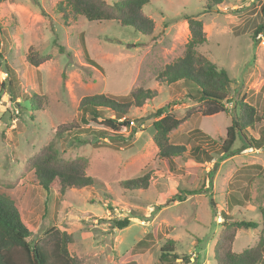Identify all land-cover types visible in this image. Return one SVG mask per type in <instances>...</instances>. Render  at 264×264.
I'll return each instance as SVG.
<instances>
[{"label": "rangeland", "instance_id": "1", "mask_svg": "<svg viewBox=\"0 0 264 264\" xmlns=\"http://www.w3.org/2000/svg\"><path fill=\"white\" fill-rule=\"evenodd\" d=\"M64 2L0 4V194L14 197L32 243L48 239L55 229L70 234L68 251L79 264H177L160 260L168 241L192 263L217 264L214 247L225 229L222 212L260 222L264 208V146L214 166L236 111L237 94L263 117L247 130L248 137L259 138L264 125V36L253 39L263 22L264 0H226L212 11L205 10L203 0H150L144 12L155 21L151 36L118 21L90 22L70 15L65 22L59 10ZM188 15L204 22L208 40L197 53L231 78L227 110L214 116L202 114L197 89L181 81L162 84L158 77L166 65L184 56ZM29 54L46 60L34 67ZM138 88L155 90L156 97L130 111L133 122L120 134L97 139L75 132L56 139L61 126L79 121L85 97H125ZM34 95L41 104L38 110L30 102ZM161 108L164 115L178 118L193 109L192 117L170 135L173 144L187 149L173 163L159 157L153 141L154 114ZM104 114L112 117L109 111ZM90 126L101 128L94 122ZM195 130L211 140L197 139ZM51 144L64 161L86 160L94 185L64 194L39 187L29 161ZM198 144L203 150L195 160L191 153ZM241 146L239 141L236 148ZM146 173L151 175L147 190L122 186ZM185 190L201 191L183 201L172 199ZM229 198L235 203L231 212ZM125 218L130 225L116 228L114 221ZM148 234L150 248L136 250ZM262 235V226L238 230L233 251L255 248Z\"/></svg>", "mask_w": 264, "mask_h": 264}, {"label": "trees", "instance_id": "2", "mask_svg": "<svg viewBox=\"0 0 264 264\" xmlns=\"http://www.w3.org/2000/svg\"><path fill=\"white\" fill-rule=\"evenodd\" d=\"M6 0H0V4ZM205 10L212 11L221 6L226 0H203ZM150 0H119L110 4L106 0H66L60 3L59 10L63 14L64 21L69 16H82L90 22L118 21L121 26H132L137 32L145 36H151L155 30V21L147 16L144 8ZM263 22L257 26L253 33L256 40L260 35L264 36V7L262 9ZM190 32L189 40L185 46L184 56L175 62L165 66L158 77L162 84L172 85L181 81L184 85L194 87L199 92V104L204 116H214L226 112V102L229 100L231 78L224 68L209 61L206 57L199 55L197 49L207 43V36L204 31V22L197 16L188 15L185 17ZM1 56V54H0ZM2 57V56H1ZM29 62L38 67L46 60V57L37 58L29 54ZM156 97V91L152 89L138 88L128 96L116 97L110 95H93L85 97L81 104L80 119L63 125L56 131V139L62 141L66 136L73 133H89L95 138H110L111 134H120L124 128L130 127L133 120L129 117L133 108H140L145 103ZM235 100L236 111L232 113L231 124L227 129L226 137L223 140L221 154L215 162V167L223 160L240 154L248 148L260 149L264 146V125L259 138L248 137L247 130L252 129L256 123L262 122L263 117L258 116L254 106L246 103L243 99ZM37 95L30 97L32 107L38 110L41 107ZM36 106V107H35ZM38 108V109H37ZM191 110L178 118L173 114H166L161 108L155 112L157 120L153 123L155 130L154 143L158 148V155L162 160L173 163L176 158H181L187 153L186 147L171 142L170 135L177 130L184 122L192 117ZM109 111L112 117L104 114ZM91 122L100 126L96 129ZM83 125L85 127H83ZM93 127V128H92ZM197 139L202 140L211 137L195 130ZM200 132V133H199ZM122 139V138H121ZM75 141L83 143L80 138ZM242 143L240 149L236 148L238 142ZM51 144L42 153L31 159L30 166L34 170L38 185L46 191H56L64 194L68 189L89 188L94 185L95 180L86 173L87 161L75 160L64 161L59 158L58 151ZM203 150L198 144L191 155L199 160L196 153ZM150 173L128 180L122 186L128 190H147L150 184ZM201 191V190H200ZM200 191L185 190L175 195L172 199L176 201L185 200L186 195H194ZM234 199H227V208L231 212L234 208ZM214 205V204H213ZM225 229L222 231L215 247L214 258L217 264H263L264 258V237L255 248L246 249L241 253L233 251L232 246L235 234L238 230L264 229V208L261 210V221L238 220L222 212ZM116 228L122 230L130 225V218L122 221H114ZM50 237L41 242L32 243L29 241L32 232L24 223L20 211L15 202L7 195L0 194V264H79L73 258L68 245L72 242V236L67 232L58 229L49 231ZM139 241L136 250L150 248L152 242L147 237ZM151 239V238H150ZM162 262L196 264L191 262L190 256H182L175 253L174 243L168 241L160 250ZM180 260V261H178ZM135 264V263H129Z\"/></svg>", "mask_w": 264, "mask_h": 264}, {"label": "water", "instance_id": "3", "mask_svg": "<svg viewBox=\"0 0 264 264\" xmlns=\"http://www.w3.org/2000/svg\"><path fill=\"white\" fill-rule=\"evenodd\" d=\"M3 69H6V64H5V62L3 63Z\"/></svg>", "mask_w": 264, "mask_h": 264}, {"label": "crops", "instance_id": "4", "mask_svg": "<svg viewBox=\"0 0 264 264\" xmlns=\"http://www.w3.org/2000/svg\"><path fill=\"white\" fill-rule=\"evenodd\" d=\"M38 186H39V185H38ZM39 187H40V186H39ZM41 188H42V187H41ZM42 189H43V188H42ZM12 198L14 199V197H12ZM13 199H12V200H13ZM14 200H15V199H14Z\"/></svg>", "mask_w": 264, "mask_h": 264}]
</instances>
